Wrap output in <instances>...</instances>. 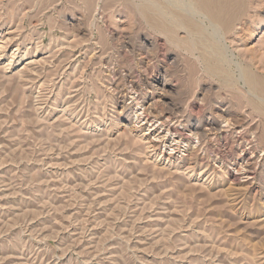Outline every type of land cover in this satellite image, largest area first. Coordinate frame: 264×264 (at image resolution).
<instances>
[{
	"label": "rangeland",
	"instance_id": "374dc122",
	"mask_svg": "<svg viewBox=\"0 0 264 264\" xmlns=\"http://www.w3.org/2000/svg\"><path fill=\"white\" fill-rule=\"evenodd\" d=\"M141 2L0 0V264H264V0L222 59Z\"/></svg>",
	"mask_w": 264,
	"mask_h": 264
},
{
	"label": "bare ground",
	"instance_id": "6f19581e",
	"mask_svg": "<svg viewBox=\"0 0 264 264\" xmlns=\"http://www.w3.org/2000/svg\"><path fill=\"white\" fill-rule=\"evenodd\" d=\"M178 3H180V5H178ZM244 4V0H142V2L137 5V9L140 11L143 18L151 25V27L162 34H165L167 39L172 42V44L183 42L182 39H180L181 37L178 36L179 33L177 34V32L179 30L178 28L184 29L189 36V41L192 44L191 46L194 50V47L197 45L196 40L199 38L204 39L206 32L205 30L208 27L206 26L205 28V25L209 23L215 30V36L213 39L208 40L210 43L207 45H210V47L214 45L216 50H218V52H216L221 56L222 59V45L220 46L218 40L220 39L219 41H222L224 39H222L223 35H221L219 32L230 29L237 20H241L240 16L243 14L242 11ZM212 36H210V38ZM208 37H205L206 40L209 39ZM216 37L219 39H216ZM214 46L212 48H214ZM213 70H215V68H213ZM210 73L213 72L210 71ZM246 74L248 76L247 78L252 90L257 93H261V95L264 96V87H262L261 84L257 82L256 78L250 71H247ZM256 96L259 97L258 95ZM260 98L263 99V97ZM258 106L261 107L263 105Z\"/></svg>",
	"mask_w": 264,
	"mask_h": 264
}]
</instances>
